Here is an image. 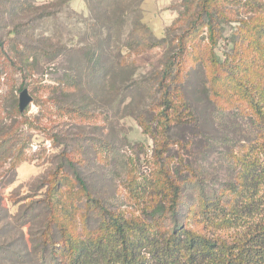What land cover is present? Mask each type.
<instances>
[{
	"label": "rangeland",
	"instance_id": "1",
	"mask_svg": "<svg viewBox=\"0 0 264 264\" xmlns=\"http://www.w3.org/2000/svg\"><path fill=\"white\" fill-rule=\"evenodd\" d=\"M28 1L31 5L23 11H14V21L0 7V37L5 39V49H0V136L16 131L13 146L0 154V264L54 262L45 200L48 183L59 170L68 193L75 194L80 175L109 208L146 221L145 212L154 205L148 193H157L154 180L163 165L182 188L175 223L216 235L217 228L205 225V195L213 199L222 193L223 200L231 199L225 184L247 179L260 145L251 142L257 126H252L247 100L228 72L211 61L204 19L192 24L200 0ZM263 4L215 0L221 34L215 51L220 57L234 51L239 35L249 42L246 56L262 66L264 36L257 37L254 26ZM222 9L226 17L220 16ZM18 22L21 36L12 32ZM170 62H175L174 93L192 115L184 111L190 119L171 130L169 149L160 157L161 135L156 141L139 118L154 110L157 82ZM23 88L32 101L19 114ZM89 211L82 203L70 231L92 235L98 220L91 216L84 222ZM155 222L169 224L165 217ZM51 232L58 246V228Z\"/></svg>",
	"mask_w": 264,
	"mask_h": 264
},
{
	"label": "trees",
	"instance_id": "2",
	"mask_svg": "<svg viewBox=\"0 0 264 264\" xmlns=\"http://www.w3.org/2000/svg\"><path fill=\"white\" fill-rule=\"evenodd\" d=\"M27 2L29 1L0 0V7L5 6L14 21V11H23L31 5ZM218 12L215 0H200L197 17L192 24L195 26L197 20L204 19L212 47L211 61L224 72H228L243 98L247 100L252 126H257L251 142L260 145V157L247 169V179L225 184L234 195L231 199L223 200L220 193L215 194L213 199L205 195L203 200L205 225L212 229L217 228L218 233L226 234L232 231L234 234L222 236L213 232L217 234L208 235L202 230L176 224L173 216L180 203L182 188L164 170L163 165L154 180L156 182L153 190L157 187V193H148V197L153 195L154 205L152 209L146 210V221L130 219L123 213L109 208L101 198L92 195L90 187L80 175H76L78 189L75 194L80 196L76 198L74 193L65 190V179L59 174V170L48 183L45 200L49 208L46 234L49 242L55 246L52 248L55 254L52 264L57 261V264H264V51H261L263 64L256 67V63L245 54V43L249 46L247 38L243 39L237 35L234 53H224L225 56L220 57L215 51L221 36L216 28ZM224 13L222 9L219 14L226 17ZM255 16L257 22L254 34L263 37L264 4L255 12ZM19 27L20 23H15L12 32L21 36ZM253 42L258 43V39L255 38ZM13 44L15 46V42ZM179 45L181 49L182 37ZM239 47L244 49L240 50ZM0 49H5V39L2 37ZM257 49L260 50V47ZM174 64L175 62H170L166 65L157 82L158 96L153 102L154 110L140 114L139 118L144 131L151 134L156 141L161 135L157 151L160 157L169 149L172 141L171 130L177 125L187 123L192 115L185 100H182L178 93H174L171 83ZM248 68L251 69L252 76L246 74ZM177 88L178 86L175 90ZM179 102L182 103L181 106L178 105ZM64 107L67 111L76 110L70 106ZM17 111L21 113L20 109ZM184 111L188 112L190 118L183 117ZM15 133V130L10 129L0 136V154L6 153L13 146ZM259 137L263 140L259 141ZM110 147L112 145H108L107 149L111 152ZM162 171H165L163 175ZM154 193L158 197L161 196V199L157 200ZM82 203L91 208V212L85 214L84 222L87 223L91 216L98 220L97 229L86 237L70 231L72 229L69 226L75 220L76 212ZM163 217L169 224L157 225L155 220ZM54 227L58 228L61 235L58 246L53 241L51 232Z\"/></svg>",
	"mask_w": 264,
	"mask_h": 264
},
{
	"label": "water",
	"instance_id": "3",
	"mask_svg": "<svg viewBox=\"0 0 264 264\" xmlns=\"http://www.w3.org/2000/svg\"><path fill=\"white\" fill-rule=\"evenodd\" d=\"M19 108L23 111L32 101V96L29 94L27 88H23L19 95Z\"/></svg>",
	"mask_w": 264,
	"mask_h": 264
}]
</instances>
